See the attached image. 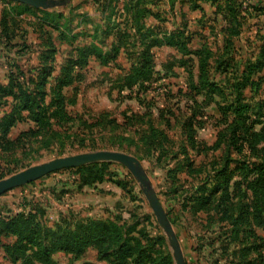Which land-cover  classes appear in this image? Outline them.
Returning a JSON list of instances; mask_svg holds the SVG:
<instances>
[{
    "label": "rangeland",
    "instance_id": "rangeland-1",
    "mask_svg": "<svg viewBox=\"0 0 264 264\" xmlns=\"http://www.w3.org/2000/svg\"><path fill=\"white\" fill-rule=\"evenodd\" d=\"M114 1L106 2L108 9L101 13L105 19L94 18L89 28H78V18L70 10L29 5L14 10L12 2L5 6L4 10L12 9L10 20L22 12L18 26L12 27L7 19L10 32L17 33L25 45L14 47L12 41L17 37L0 28V120L16 112L21 102L15 97L18 88L11 86L12 79H27L19 74V67L36 82L42 70H51L50 84L44 86L49 104L55 98L57 78L64 73L62 66L70 58L76 60L81 47L94 43L92 48L113 58L102 64L99 58L90 57L88 64L74 68L72 82L63 89L70 122L54 124L43 135L18 138L21 132L37 127L31 111L22 110L6 135L0 127V180L59 157L122 152L135 159L136 170L158 195L185 264H264V198L258 213L248 188L249 180L264 165V144L257 142L251 149L246 142L241 148V139L229 140L233 110L239 107L234 100L239 96L253 114L247 123L239 115L238 123L255 120L257 130L262 126L257 114L264 113V12L245 4L246 11L239 16L241 33L233 37L236 44L225 50L227 61L234 66L222 72L217 60L228 34L221 24L199 21L197 15L202 13L193 11L189 2H179L171 10L165 5L145 15L147 26L158 31L149 35L136 32L130 21L133 16L128 10L120 12ZM59 12L64 18L53 22L71 20L72 25L57 29L46 23L51 13ZM39 22L43 34L32 25ZM100 22L103 28L99 30ZM117 30L124 35L118 36ZM179 32L184 33L181 40L187 41L192 52L206 45L214 54L208 59L209 77L218 87L202 88L195 95L197 102L189 96L197 91L191 85L199 76L196 56L164 41V34ZM157 38L163 44L155 45ZM146 51L154 54L152 77L121 90L122 79L138 61L144 62L139 57ZM52 52L55 61L50 67V58L46 64L42 56ZM259 62L263 67L255 69L248 80L239 75ZM239 79L248 84L241 91L235 86ZM35 87L36 83L29 86ZM240 133L244 136L245 128ZM20 212L34 217L21 230V235H29L25 246L32 243L25 252L28 258L15 261L16 250L22 246L17 243L20 235H2L0 264H176L168 235L141 181L123 162L78 164L0 195V216ZM78 237L82 238L80 245L76 244ZM8 243L15 244L9 255L3 247ZM39 243L50 249L56 244L58 249L42 251ZM63 244L71 249L61 250Z\"/></svg>",
    "mask_w": 264,
    "mask_h": 264
},
{
    "label": "trees",
    "instance_id": "trees-1",
    "mask_svg": "<svg viewBox=\"0 0 264 264\" xmlns=\"http://www.w3.org/2000/svg\"><path fill=\"white\" fill-rule=\"evenodd\" d=\"M171 4L174 6L175 2H189L192 5V8H197V2L198 0H170ZM216 1V0H213ZM218 1V0H217ZM102 2V0H100ZM264 0H259L256 3H253L252 0H219V2H214L216 3V10H215V18H214V23L216 24H221L224 30L226 31V34L228 36L226 37L225 40V49L224 52H222L221 57L217 60V66L222 72H229L230 68L232 66L231 62L227 61L226 55L228 54L227 51H225L227 46H231L233 44H236V40H233V37L236 36L238 37L241 33L240 27L242 26V22L240 21V14L244 11H246V8L244 7L245 4L249 6V8H252V10H257L264 12V4L261 6L260 3H263ZM127 7V5H126ZM19 8V4H16V7H14V10ZM245 8V10H243ZM129 9V8H128ZM173 9V8H172ZM12 10V9H11ZM10 9L4 10L2 12V16L0 19V28H2V31L7 35H15L17 37V33L13 32V30L10 32V27H14L15 24L18 26V22H22V19L20 18V14L22 12H18L17 14L11 15V20L9 18L10 15ZM150 10L146 9H132V16L134 18V24L132 27L136 28V32H146V34L149 35H157L158 31L151 29L150 27L147 26V24L143 21V18L145 15H147ZM152 13V12H151ZM17 15V16H15ZM22 15V14H21ZM157 16V15H156ZM19 17V18H18ZM11 22H9L8 26V19ZM64 18V14L62 12H59L58 14H50V19L46 20V23H53V26L56 27L57 29L63 28L65 24L69 25L71 24V20H67L64 24H62L60 21L53 22L56 19H61ZM44 22V21H43ZM39 24L33 23L32 25L35 26L38 32H43L42 28V23L39 22ZM119 31V30H117ZM77 34L73 35V38L76 37ZM122 31L118 32V36H123ZM184 33L179 32L178 34H169L166 33L164 34V41L167 45L174 46L178 50L182 49L185 54H191L194 53L196 56V61L198 60V68H199V76H198V81H192L191 85L194 86V88L197 90L196 94L190 93L189 96H191L192 100L194 102H197L195 95H197L202 88L209 87V88H217V84L215 81H212L209 77V58L214 56V54L209 50L206 45L202 49H198L196 51H191L187 48L186 40H181L183 37ZM13 39V38H12ZM263 42H264V36H263ZM238 41V40H237ZM12 43L14 44V47L20 45H25L24 41H21L20 38H15ZM155 45L157 44H163V40L161 39H156L154 42ZM94 43H92L90 46H83L79 50V56L81 58H78L76 60L70 58V61L68 64H65L62 66L61 71L63 70L64 73L60 75L57 78V86L54 88L55 92V98H51L49 104H46V95H47V89L44 87L46 83L50 84V76H52L51 70L41 71V76L39 78V81L36 82L35 78L31 76L28 73H25L24 70L20 69L18 70L20 75H24L27 77L24 80L20 79H12L11 80V86H15L18 88L17 95H15L16 99L20 100L21 102H17L15 106L16 112H14L12 115H10L8 118H2L0 120V127L4 129L5 135L10 131L11 126L17 122L19 119V111L21 112L22 110H30L32 113V116L34 117V121L37 124L36 128H30L27 131H23L20 133L18 138L21 137H32V136H39L43 135L44 133H47V131H52L53 125L58 124L59 126L70 122L72 117L68 113L66 107H65V97L63 95V89L65 86L69 85L72 82V76L71 73L74 71L75 67H80L83 65L88 64L89 58L90 57H96L99 58L102 64H105L109 59L113 58V56H109L108 53H105L102 49H98L97 47L94 46L92 48ZM242 48V47H241ZM262 50L264 53V43L262 44ZM230 48H228L229 50ZM142 56L139 57L141 60L143 59L144 62L138 61L136 66L130 71L127 75L124 76L122 79V82L124 81V84H120V89L122 90L124 86H135L139 82H144L147 81L152 77V74L154 73V66L152 64V61H154V54L150 51L142 52ZM45 57V58H43ZM74 57V56H73ZM264 57V55H263ZM44 61L47 63V59L50 58V61L52 63H49V66L53 64L55 61V54L53 52L49 56H42ZM241 58L243 59L244 56L241 54ZM69 60V59H68ZM191 60V59H189ZM50 66V67H51ZM223 66V67H222ZM263 67V63L259 62L257 64H252L250 65L247 69L243 70L239 75L244 76V80H248L250 78V74L255 69H261ZM44 71V72H43ZM62 71V72H63ZM66 71V72H65ZM191 71V70H190ZM190 72V77L192 76ZM29 75V76H28ZM246 76V77H245ZM238 78V76H237ZM54 80V78H53ZM241 80L239 79L238 82H236L237 88L241 91L243 90L248 84L245 82H240ZM31 83H36L35 89H30L29 86H31ZM198 83V84H197ZM27 86V87H26ZM200 86V87H199ZM39 89V90H38ZM46 90V91H45ZM241 93V92H240ZM238 103V108H235V103ZM233 102V107H234V118L231 122V124L234 125L233 132L230 134L229 140L230 142H237L241 141L240 147L242 148L246 142H248V146L251 149H254V145L257 142H260L264 144V113H258L257 114V119L261 120L258 122L262 125L259 130L255 128V123L257 121L252 120L251 123L245 125V124H240L238 123L240 118H237L239 115L241 118L245 120V122L252 117V114L249 113V108L251 107L250 105H245L241 104L242 100L240 99V96L237 97ZM264 104V103H263ZM260 105L261 107L263 106ZM252 107V111H253ZM36 110H39L40 112H35ZM225 113V112H224ZM247 123V122H246ZM245 128V133L243 134L244 136H241L240 130ZM224 131V130H223ZM264 159V156H263ZM106 164V163H104ZM251 166V165H250ZM256 167V166H255ZM254 169V168H253ZM264 165L261 166L260 168V173L257 172L252 179L249 180L248 182V188L251 190L253 196H254V206L256 208V212H260L261 206H262V200L264 198ZM33 216L31 214H26L25 212H20L17 213L13 216H8V217H3L0 216V237L2 235H20L19 240L17 243L20 242V246L16 252V258L15 261L20 259L22 256L27 257V254H25L26 250H29L30 247H32V243L28 241L27 246H25L24 241L29 238V235H21L22 229H26V224H31L33 220ZM23 231V230H22ZM35 237V236H33ZM81 237L77 238L76 244L80 245ZM15 244L8 243L4 244L3 247L5 248V251L7 254L13 253L11 248H13ZM40 249L42 251H51L58 249L56 244L50 249L48 246L45 244L39 243ZM62 248L65 249H71L69 248L68 244H63L61 246ZM81 249V248H79ZM82 252L83 250H79ZM6 254V256H7ZM9 255V254H8ZM8 257V256H7ZM26 264H28V261H26Z\"/></svg>",
    "mask_w": 264,
    "mask_h": 264
},
{
    "label": "water",
    "instance_id": "water-1",
    "mask_svg": "<svg viewBox=\"0 0 264 264\" xmlns=\"http://www.w3.org/2000/svg\"><path fill=\"white\" fill-rule=\"evenodd\" d=\"M22 4L31 5L33 7H49L54 4V0H13ZM94 161H118L127 164L139 178L143 185L144 192L146 193L150 205L159 220L160 225L167 233L172 251L176 258V264H185L184 258L181 253L178 238L170 225L166 212L164 211L158 195L149 188L145 179L136 170L135 159L125 153L118 151L102 150L91 153H81L71 156L59 157L51 161L31 166L18 173H15L7 178L0 180V195L5 192L26 184L32 179L46 175L53 171L66 169L82 163H89Z\"/></svg>",
    "mask_w": 264,
    "mask_h": 264
},
{
    "label": "crops",
    "instance_id": "crops-1",
    "mask_svg": "<svg viewBox=\"0 0 264 264\" xmlns=\"http://www.w3.org/2000/svg\"><path fill=\"white\" fill-rule=\"evenodd\" d=\"M99 1V3H98ZM103 2H100V0H54V4L51 5V8L55 7L59 11H66L70 10L74 12L73 17L78 20L76 21L79 27H87L89 25V22L91 20H94V18L99 17V19H105V17H101V13L103 14L107 9L108 6L106 2H113L114 0H102ZM12 2L14 5L19 4V5H27V4H22L20 2H16L13 0H0V5L2 8H0V16H2V12L5 8L6 5H9L8 3ZM214 2H219L213 1V0H198L197 2V8H192L193 11H199L202 13L197 15L199 21H207L209 24L214 23V18H215V10H216V3ZM181 3L175 2L174 6L175 8L180 5ZM187 4V3H185ZM189 4V3H188ZM114 5H118V9L120 12L123 10H128L130 14L132 15V9H146L152 11H159L160 8L166 7L168 10H171L174 8V6L171 4L170 0H115ZM127 5V7H126ZM166 5V6H165ZM190 5V4H189ZM0 6V7H1ZM4 6V7H3ZM31 5H29L30 7ZM37 8V7H35ZM40 8V7H38ZM43 8V7H42ZM129 8V9H128ZM66 9V10H65ZM213 11V12H212ZM212 12V13H210ZM95 13V14H93ZM190 18V17H189ZM1 19V17H0ZM190 20H193L190 18ZM130 21H133L134 24V18H131ZM101 23V22H100ZM98 23L97 27L100 30V28H103L102 24L103 23ZM72 25V23H71Z\"/></svg>",
    "mask_w": 264,
    "mask_h": 264
}]
</instances>
